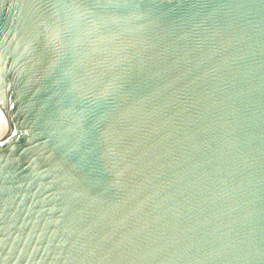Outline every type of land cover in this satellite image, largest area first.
<instances>
[{"label":"water","instance_id":"95a60500","mask_svg":"<svg viewBox=\"0 0 264 264\" xmlns=\"http://www.w3.org/2000/svg\"><path fill=\"white\" fill-rule=\"evenodd\" d=\"M0 264H264V0H0Z\"/></svg>","mask_w":264,"mask_h":264}]
</instances>
